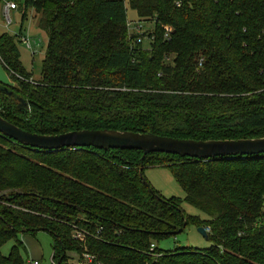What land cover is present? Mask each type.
Returning a JSON list of instances; mask_svg holds the SVG:
<instances>
[{"label": "trees", "instance_id": "1", "mask_svg": "<svg viewBox=\"0 0 264 264\" xmlns=\"http://www.w3.org/2000/svg\"><path fill=\"white\" fill-rule=\"evenodd\" d=\"M128 3L138 22H153L140 33L148 49L129 32L124 0H23L19 30L32 8L46 49L40 77L30 82L18 34L0 33V61L15 83L12 95L0 89V116L45 135L113 129L194 140L264 136V0ZM141 154L44 150L0 134V248L15 240L7 256L0 251V264H30L17 236L37 229L50 234L57 264L84 250L102 264H264V154L144 156L143 168L166 167L203 216L145 185ZM189 225L203 226L211 244L156 245L160 253H151V243Z\"/></svg>", "mask_w": 264, "mask_h": 264}, {"label": "water", "instance_id": "2", "mask_svg": "<svg viewBox=\"0 0 264 264\" xmlns=\"http://www.w3.org/2000/svg\"><path fill=\"white\" fill-rule=\"evenodd\" d=\"M14 85L6 73L2 61H0V89L8 95L13 91L8 90ZM22 106H26L24 99L18 97ZM0 134L28 146L44 150H56L63 147H95L98 149H133L140 150L139 176L145 185L149 186L143 176V158L145 155L160 152L175 154L180 157L187 156L195 159H210L224 156H254L264 154V136L258 138L228 139V140H194L190 138H175L162 136L155 133L134 132L129 130H100L78 129V131H66L59 134H39L29 132L0 116ZM150 190V188H149ZM39 230V229H37ZM178 229L173 232H180ZM197 231L208 239L206 229L201 226Z\"/></svg>", "mask_w": 264, "mask_h": 264}, {"label": "rangeland", "instance_id": "3", "mask_svg": "<svg viewBox=\"0 0 264 264\" xmlns=\"http://www.w3.org/2000/svg\"><path fill=\"white\" fill-rule=\"evenodd\" d=\"M1 5L7 0H0ZM18 1V8L11 11L12 23L4 26L5 29L14 35L19 33V26L21 20V10L23 0ZM127 11V26L129 32L132 33V25L138 22L136 11L131 9L128 0H124ZM26 17L22 24V35L27 39L26 43L20 41L19 34L15 36L18 41L17 45L20 49V60L25 70L31 73V79H38L42 67L43 56L46 49V32L40 29L37 25L39 14H35L32 8H28L25 13ZM2 17V16H1ZM142 26V32H146L154 28L153 22H138ZM134 35V34H133ZM140 38V43L143 48H149L150 42L147 36L142 37L140 34L136 35ZM164 36V35H163ZM15 84V83H14ZM152 188L158 190L164 198L178 197L181 200V207L184 212L193 215L203 216L194 206L184 201L185 192L180 188L171 172L163 166H146L142 171ZM18 240L22 241L23 246L20 250V255L24 261L38 260V264H51V242L50 234L45 230H37L36 233H21L17 236ZM15 240L8 239L0 248L1 254L7 256ZM211 242L206 239L203 234L197 231V227L193 225L186 226L182 231L172 234L171 236L159 239L156 245L161 250H172L174 247H192L202 249L209 246ZM69 264H78V255L69 253Z\"/></svg>", "mask_w": 264, "mask_h": 264}, {"label": "built area", "instance_id": "4", "mask_svg": "<svg viewBox=\"0 0 264 264\" xmlns=\"http://www.w3.org/2000/svg\"><path fill=\"white\" fill-rule=\"evenodd\" d=\"M18 8V4L14 1V0H7L5 1L2 5H1V9H0V15L2 16V18L4 19L5 25L8 26L12 23V15H11V11H13L14 9ZM130 24H128L129 26ZM165 32H164V37H168L169 32L172 31L171 26L165 25L164 26ZM142 33V26H140V23L135 22L132 25V34H140ZM20 36V41L22 43H26L27 45V39L25 38V36ZM137 41L140 40L139 37L136 38ZM28 46V45H27ZM201 62V61H200ZM199 62V63H200ZM32 81V79H30V82ZM72 237L74 239H76L77 241L81 242L85 240V235L81 232L78 231H73L72 233ZM156 247L155 243H151L149 246V250L151 251V253L155 256H157L160 252H155V250H153ZM30 264H38V260H32V261H28ZM51 264H57L55 263L52 259H51ZM78 264H102V262L100 261V259H98V257L91 253L88 252L86 250L82 251V255L80 256V258H78Z\"/></svg>", "mask_w": 264, "mask_h": 264}, {"label": "crops", "instance_id": "5", "mask_svg": "<svg viewBox=\"0 0 264 264\" xmlns=\"http://www.w3.org/2000/svg\"><path fill=\"white\" fill-rule=\"evenodd\" d=\"M5 22H4V19L1 17L0 15V33H3V32H8L6 29H5ZM19 30V29H18ZM9 33V32H8ZM22 28H21V31L19 30V35H22ZM10 34V33H9ZM20 50V49H19ZM22 63V62H21ZM24 67V66H23Z\"/></svg>", "mask_w": 264, "mask_h": 264}]
</instances>
